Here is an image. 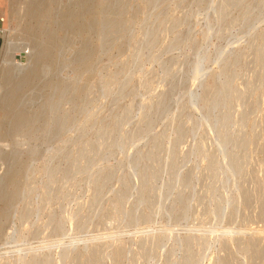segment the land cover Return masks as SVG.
I'll return each instance as SVG.
<instances>
[{
  "label": "rangeland",
  "instance_id": "obj_1",
  "mask_svg": "<svg viewBox=\"0 0 264 264\" xmlns=\"http://www.w3.org/2000/svg\"><path fill=\"white\" fill-rule=\"evenodd\" d=\"M31 1L0 0V264H264V0Z\"/></svg>",
  "mask_w": 264,
  "mask_h": 264
},
{
  "label": "bare ground",
  "instance_id": "obj_2",
  "mask_svg": "<svg viewBox=\"0 0 264 264\" xmlns=\"http://www.w3.org/2000/svg\"><path fill=\"white\" fill-rule=\"evenodd\" d=\"M42 0H32L29 5H28V12L30 15H32L35 20H36V26L37 27H41L43 26V20L47 19L46 14H42V13H35V8L40 4ZM44 1V0H43ZM78 1V0H77ZM85 2V1H84ZM79 7L77 5V7L79 8L78 10H76L75 12H73L74 14V19L75 17H77L78 15L82 14V9H83V2H79ZM81 6V7H80ZM75 7V6H74ZM82 8V9H81ZM91 9V8H90ZM86 10V9H85ZM74 11V10H73ZM91 12V11H90ZM68 12H65V14H67ZM87 13V12H86ZM93 13V12H92ZM72 14V15H73ZM68 15V14H67ZM71 15V14H70ZM91 16V15H90ZM70 17V16H69ZM72 17V16H71ZM72 17V18H73ZM79 20V19H78ZM78 22V21H77ZM89 22V21H87ZM83 24V23H82ZM88 24V23H87ZM89 25V24H88ZM35 28L34 30H32L31 34L33 36L37 35V31L39 28ZM57 41V40H56ZM56 41L53 39L52 34L51 33H47V43L45 45V47L40 50L38 57L42 58V57H51L52 52L54 50V48L56 47ZM20 44V43H18ZM11 47L13 48V46L11 45ZM11 48L10 51V57L13 59H11V65H14L15 67H20L19 63L14 59V55H15V51ZM7 51V50H6ZM29 51V50H28ZM37 53V52H36ZM5 54V53H4ZM22 66V65H21ZM12 69V68H10ZM39 69L38 67L32 68L29 72H27L24 76H22L21 80L24 82H28L31 79H34L37 75H38ZM18 74V73H17ZM12 75L10 73V70H7L6 75H5V81L9 82L10 80H12ZM41 80V79H40ZM19 82L15 83V86H13V88L11 89V92L8 94V96L5 98V103L8 105H14L19 99V95H20V88L19 86ZM16 86L19 88H16ZM13 109V108H12ZM28 116V115H27ZM13 118H14V127H19L21 126L23 123H25V121L27 122L28 118L26 117V114H24L23 112L20 111H14L13 113ZM34 118V117H33ZM5 196V195H3ZM2 197V196H1ZM4 198V197H3ZM1 212V211H0Z\"/></svg>",
  "mask_w": 264,
  "mask_h": 264
},
{
  "label": "crops",
  "instance_id": "obj_3",
  "mask_svg": "<svg viewBox=\"0 0 264 264\" xmlns=\"http://www.w3.org/2000/svg\"><path fill=\"white\" fill-rule=\"evenodd\" d=\"M2 46H3V39L0 35V54H1Z\"/></svg>",
  "mask_w": 264,
  "mask_h": 264
},
{
  "label": "built area",
  "instance_id": "obj_4",
  "mask_svg": "<svg viewBox=\"0 0 264 264\" xmlns=\"http://www.w3.org/2000/svg\"><path fill=\"white\" fill-rule=\"evenodd\" d=\"M3 21V18L2 17H0V24H1V22ZM1 27H0V34H1Z\"/></svg>",
  "mask_w": 264,
  "mask_h": 264
}]
</instances>
